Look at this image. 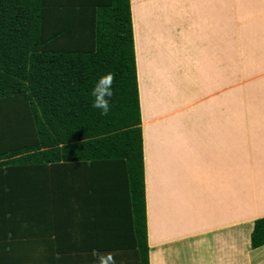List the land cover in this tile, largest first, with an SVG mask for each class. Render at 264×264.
<instances>
[{"label":"trees","instance_id":"trees-1","mask_svg":"<svg viewBox=\"0 0 264 264\" xmlns=\"http://www.w3.org/2000/svg\"><path fill=\"white\" fill-rule=\"evenodd\" d=\"M110 72L102 114L92 89ZM148 250L130 0H0V264Z\"/></svg>","mask_w":264,"mask_h":264},{"label":"crops","instance_id":"crops-1","mask_svg":"<svg viewBox=\"0 0 264 264\" xmlns=\"http://www.w3.org/2000/svg\"><path fill=\"white\" fill-rule=\"evenodd\" d=\"M130 9L149 264H264V244L250 255L245 241L246 222L264 216L251 211L264 206L263 175L256 185H230L228 83L212 81L221 71L200 74V57L214 45L212 0H130ZM173 15L189 29L179 32L181 60L167 48Z\"/></svg>","mask_w":264,"mask_h":264},{"label":"rangeland","instance_id":"rangeland-1","mask_svg":"<svg viewBox=\"0 0 264 264\" xmlns=\"http://www.w3.org/2000/svg\"><path fill=\"white\" fill-rule=\"evenodd\" d=\"M190 12L187 8L182 10L186 18ZM172 19L174 23L166 29L170 38L167 48L174 49L175 59L181 60L187 45L179 39V32L187 34L189 29L177 15ZM177 23H181L180 29ZM211 35L214 45L200 57V74L201 70L221 71L218 79L210 74L212 81L220 80L221 86L224 79L228 83L230 185L242 180L245 185H256L252 182L260 173L264 185V0H212ZM189 68L194 71L193 64ZM258 207L262 206L257 204L251 209L253 214ZM252 226L250 221L246 222L245 241L250 239L247 234ZM249 253L253 255L254 251Z\"/></svg>","mask_w":264,"mask_h":264},{"label":"clouds","instance_id":"clouds-1","mask_svg":"<svg viewBox=\"0 0 264 264\" xmlns=\"http://www.w3.org/2000/svg\"><path fill=\"white\" fill-rule=\"evenodd\" d=\"M113 73H107L100 77L92 89L94 97L93 106L100 109L102 114L110 110V97L113 95ZM97 264H115L111 254L101 255L98 257Z\"/></svg>","mask_w":264,"mask_h":264},{"label":"bare ground","instance_id":"bare-ground-1","mask_svg":"<svg viewBox=\"0 0 264 264\" xmlns=\"http://www.w3.org/2000/svg\"><path fill=\"white\" fill-rule=\"evenodd\" d=\"M263 214L264 215V206L258 207V209L254 212L253 215ZM250 256V255H249Z\"/></svg>","mask_w":264,"mask_h":264}]
</instances>
